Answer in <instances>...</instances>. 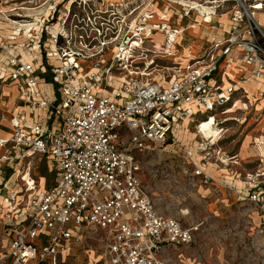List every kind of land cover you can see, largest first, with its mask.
<instances>
[{"label":"built area","instance_id":"obj_1","mask_svg":"<svg viewBox=\"0 0 264 264\" xmlns=\"http://www.w3.org/2000/svg\"><path fill=\"white\" fill-rule=\"evenodd\" d=\"M197 11L204 22L218 14L231 27L182 64L172 52L183 20ZM258 14L264 0H0V85H16L44 119L55 117L53 128L23 113L0 114V124L13 128L0 137V162L46 155L55 166L53 184L42 189L26 172L28 161L21 188L0 202V264H59L90 230L102 232L101 264H174L162 256L166 246H190L202 222L184 224L158 210L134 151L180 143L178 124L190 118L200 129L201 113L223 133L217 112L241 109L244 100L249 108L240 84L264 79ZM162 58L172 65L157 69ZM236 67L242 73L234 79L227 70ZM208 148L202 144V160L192 161V175L205 184L212 182ZM220 153L223 164L234 157ZM247 180L249 200L264 210V170Z\"/></svg>","mask_w":264,"mask_h":264},{"label":"rangeland","instance_id":"obj_2","mask_svg":"<svg viewBox=\"0 0 264 264\" xmlns=\"http://www.w3.org/2000/svg\"><path fill=\"white\" fill-rule=\"evenodd\" d=\"M198 15L200 16V14ZM257 18L264 24V15L258 14ZM222 20L225 18H221ZM196 21L198 20L196 19ZM201 25H207L208 28L205 26L204 34L199 32L196 37L204 39L207 49L213 45V40L215 42L218 38L207 39L206 37L209 35L206 30L209 29L210 23L202 22ZM219 27L221 28L217 32L219 37L229 34L227 33L229 31L227 24L222 27L219 25ZM147 48L151 49V46L149 45ZM189 48L191 53L187 56H190L193 51H195L194 54L200 52V55L206 52V49L196 50V47L191 46ZM177 49L179 50L180 47L177 46ZM160 52L162 55L169 54L167 50ZM148 53L151 57L152 52ZM172 53L178 55L179 52ZM164 60L162 58L155 62L157 69L172 65L171 61ZM254 105L251 104L249 108H244L246 110H235L231 114L232 117L229 119L237 121H229L226 125H232L234 129L229 131L225 138L219 139L216 144H212L211 140H206L201 135L195 140L198 144H195L185 136L195 131L196 125L191 126L190 122H187L184 129L180 127L182 132L178 137L190 146H188L190 148L189 155L187 154L188 149L181 142L166 150L159 148L146 152L134 151L141 165V182L155 201L158 210L163 214L179 217L184 224L202 222L194 243L182 248L165 250L162 254L163 258L170 259L174 264H264V218L262 217L264 210L255 204H248L247 201L244 204L234 202L227 185L220 184L219 186L213 183L214 181L205 184L201 181V177L192 175L194 170L192 162H189L188 166L184 164L185 158L191 155L194 160H200L202 144L209 145L208 152H212L209 161L215 163L217 161L215 159L217 151L215 150L219 145L228 150L236 148L238 143L235 139L239 135L241 122L245 120L244 118L248 119L249 122L245 123L248 124L252 122L250 119L253 117L256 120L260 117V115L252 114L251 110ZM239 106H242V103ZM229 112H233V110ZM199 119L205 121L206 117ZM222 134L220 136H223ZM234 134L237 136L233 138ZM25 160L36 162V159H32V157L25 158ZM20 161L21 159L12 163L13 167L9 166L8 174L13 175L16 172L17 167L21 164ZM46 165L48 170H51V166ZM210 165L212 166V164ZM38 169L37 164L36 172ZM39 173H42V170H39ZM43 177L44 174L41 175L42 182ZM102 246V232L90 230L83 242L73 244L71 250L60 258L59 264H101Z\"/></svg>","mask_w":264,"mask_h":264},{"label":"crops","instance_id":"obj_3","mask_svg":"<svg viewBox=\"0 0 264 264\" xmlns=\"http://www.w3.org/2000/svg\"><path fill=\"white\" fill-rule=\"evenodd\" d=\"M195 13L196 12H194L193 14ZM221 18H225V20L221 21ZM194 19L195 20L197 19L198 21H195ZM183 21H184L183 26H185V32H183L182 35L180 36V39H178V42H180L178 45L180 47L178 51L179 52L178 56L180 57L179 60L181 61L182 64H187L190 58L202 56L200 55V52H196L197 54H194L195 51H193L190 56H187L186 49L190 44H193L197 48L196 50L206 49L205 47L206 43L204 39H198L196 35L199 34V32L204 34L205 30L203 28H205V26L207 27V25H203V26L201 25V23L204 21H203V18L199 15H194V18L191 16L190 18H186ZM224 21H226L227 23ZM219 22L217 24L218 27L209 26V29L206 30L207 35H209L208 37H206L207 39H210V40H213L214 38L222 39L227 36L226 34L225 35L222 34L223 36L219 37L217 35V32L221 29L219 25L222 27L225 24H227L230 30V27H231L230 21L226 17H220ZM3 27L5 28V31H6L7 29L5 25H3ZM227 33H229V31H227ZM184 35L185 37H183ZM158 36H159L157 37L158 41L162 42L163 40L162 35L159 34ZM228 69L229 70L227 71L229 72L231 77L234 79H237L238 76L242 73L241 68L236 67L234 68L235 70L231 68H228ZM47 78H48V74L45 72H42L41 79L45 81L47 80ZM225 82H226V85L229 84L227 79H225ZM240 85L244 87L246 90H248L249 92L250 101L248 102V107H250L251 104L253 105L255 104L251 110L252 114H255V116L260 115V117L259 119L257 118V120L255 117H253L252 119H250V121L252 122L248 124H245L248 121L247 118H244L245 122L240 121L241 129H239V133H238L239 135L238 136L237 134L233 135V138L234 136H237L235 141L237 140L236 143H238V146L232 150H228L225 147H222L221 145H219V147L216 149V151H218L219 149L221 150L220 155L223 154V157L225 156H229V157L234 156V157L229 158V159L227 158L228 161L226 162V164L221 163L219 160L216 161V163L209 161L206 166L207 170L205 169V171L206 173L211 175L212 181H214L213 183H216L219 186L220 184L222 186L227 185V189H229V194L234 202H241L242 204H244V202L247 201L249 202L248 204H251V203L254 204L248 198V195L250 193V187H249V183L247 180V174L264 170V94L259 95L257 93L258 90L264 91V79L261 80L260 82L247 81V82L241 83ZM19 95H20L19 89L16 85L14 84L0 85V114L2 112L23 113L27 117V119L32 122H37L39 119H42L43 121L47 122L53 128L55 127V117L54 116H52L51 119L47 121V119H44L45 117H43V114H42L43 111L37 108L35 109L28 102L21 99ZM244 101L238 103V105L242 103L241 109H238V110L247 109V108L244 109V105H243ZM229 106L230 105L226 107H229ZM234 111L235 109H233V112H227V114L225 115H223L220 112L216 113V117L219 120L223 119L221 124L225 128L223 131V136H220L219 139H221L222 137L225 138L227 133L231 131L232 129H234L232 125H229V126L226 125L228 124L229 121H237L234 119L232 120L229 119L230 117H232L231 114L234 113ZM203 117L207 118V116L204 113H201L200 115H198V120H200L199 118H203ZM187 122H184L179 125H181V127H183L184 129L185 126L188 124ZM195 124L196 123L194 121L192 122L190 121L191 126H194ZM226 127H228L227 130H226ZM12 134H13V128L11 127V125L8 122H2L0 124V137L7 138V137H10ZM177 134L179 135L178 132ZM179 141L183 145L189 146L188 144H185L183 140L179 139ZM174 145L175 144L170 143L168 147H172ZM4 152L5 150L3 148H0V157L4 154ZM34 158L36 159V162H33L31 160L30 169L26 170V172H29L40 183V187L42 189L49 188L53 184V179H54L53 174L55 170L54 163L46 155H37L35 157H32V159ZM202 158H203V154L200 160H194L191 155L188 161L190 163L192 161L199 162L202 160ZM17 160L18 159L14 158L12 161H5L4 163L0 162V202H2L4 197L8 195L10 192L19 190L21 188V184H22L21 176L22 175H19V174L22 173L21 168L23 170L26 169L25 166L28 161L21 160L20 161L21 164L17 167L16 172L13 175L8 174L9 166L13 167L11 166L13 165L12 163L17 162ZM37 164L39 167L38 172H36L35 170V166ZM46 164H49L51 166L50 167L51 170H48ZM209 164H212V166ZM39 170H42V173H39ZM47 172H48V176H47ZM43 174H44V177L42 178L43 180L42 182L41 175ZM182 247H185V246L167 245L165 250H168L170 248H182ZM71 248L69 249V251L71 250Z\"/></svg>","mask_w":264,"mask_h":264},{"label":"bare ground","instance_id":"obj_4","mask_svg":"<svg viewBox=\"0 0 264 264\" xmlns=\"http://www.w3.org/2000/svg\"><path fill=\"white\" fill-rule=\"evenodd\" d=\"M204 9V11H208L209 10V8H203ZM198 15V14H200V12H196L195 14H193L192 15V17L194 18V15ZM200 16H201V14H200ZM202 17V16H201ZM207 20L209 21L210 20V22H208V23H210V27L211 26H214V27H216L217 26V24H218V22H219V20H220V17H219V15H217V14H213V15H207ZM195 20V19H194ZM196 21V20H195ZM216 22V23H215ZM220 23V22H219ZM189 25V24H188ZM187 25V26H188ZM190 26V25H189ZM218 27V26H217ZM182 38V37H181ZM180 39V38H179ZM181 41V40H180ZM194 41V40H193ZM180 43V42H179ZM193 47V48H195V46L193 45V44H190L188 47H187V49H186V54H188L189 55V53H191V52H189V47ZM185 54V53H184ZM228 84V83H227ZM229 112V111H228ZM190 118H186V119H184L182 122H180L179 124H182V123H184V122H190ZM215 122H216V118L214 117V116H211V118L210 119H207V120H205V121H203L202 122V125L201 126H198V128L200 127V129H197V126L195 127V131H192L191 133H189L187 136H185V137H189V139L191 140V141H193L195 144H198L197 143V141H195L196 139H197V137L199 136V135H201L204 139H206V140H211V142H212V144H215L217 141H218V139H219V137H220V131L218 130V128L216 127V126H214V124H215ZM178 124V125H179ZM180 127H181V125H179L178 127H177V132L179 133V135H180V132H182V130L180 129ZM199 143H200V141H199ZM208 143V142H207ZM201 148V147H200ZM210 165V164H209ZM207 170V169H206ZM9 187V186H8Z\"/></svg>","mask_w":264,"mask_h":264}]
</instances>
